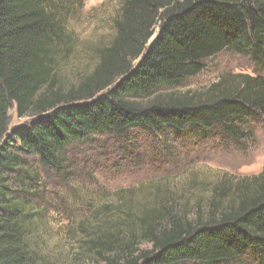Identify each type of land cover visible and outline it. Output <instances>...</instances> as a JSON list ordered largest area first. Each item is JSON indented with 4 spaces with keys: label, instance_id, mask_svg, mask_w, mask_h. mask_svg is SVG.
<instances>
[{
    "label": "trees",
    "instance_id": "obj_1",
    "mask_svg": "<svg viewBox=\"0 0 264 264\" xmlns=\"http://www.w3.org/2000/svg\"><path fill=\"white\" fill-rule=\"evenodd\" d=\"M70 2L0 0V264H55L30 243L35 165L61 172L71 149L101 136L238 144L264 129V75H236L206 96L159 94L226 49L264 68V0H124L94 71L54 88L62 50L73 44L62 12ZM13 107L28 126L11 130ZM238 186L237 204L215 197L205 220L142 218L149 250L134 234L122 245L117 233L90 238V249L103 264H264V167Z\"/></svg>",
    "mask_w": 264,
    "mask_h": 264
},
{
    "label": "rangeland",
    "instance_id": "obj_2",
    "mask_svg": "<svg viewBox=\"0 0 264 264\" xmlns=\"http://www.w3.org/2000/svg\"><path fill=\"white\" fill-rule=\"evenodd\" d=\"M123 1L72 0L70 8L62 10L73 44L62 50L54 88L73 87L94 71L116 37L115 19ZM204 63L202 72L159 94L206 96L215 84L232 82L236 75H264V68L249 55L231 49ZM31 121L19 117L15 107L10 110L11 130ZM124 139L101 136L71 149L72 162L61 172H45L35 165L30 243L48 262L103 264L89 241L100 235L107 239L110 233H117L122 245L134 234L140 249L149 250L152 245L142 236V218L158 215L165 221L176 215L205 220L213 198L223 206H235L239 183L264 167L260 128L238 144L137 132Z\"/></svg>",
    "mask_w": 264,
    "mask_h": 264
},
{
    "label": "water",
    "instance_id": "obj_3",
    "mask_svg": "<svg viewBox=\"0 0 264 264\" xmlns=\"http://www.w3.org/2000/svg\"><path fill=\"white\" fill-rule=\"evenodd\" d=\"M157 34H158V33L154 32V34H153L152 37L150 38L149 43H151V42L157 37Z\"/></svg>",
    "mask_w": 264,
    "mask_h": 264
}]
</instances>
